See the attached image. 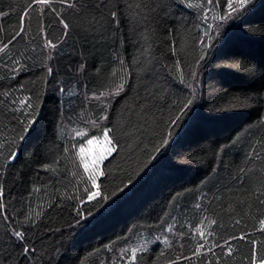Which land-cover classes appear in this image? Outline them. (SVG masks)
Listing matches in <instances>:
<instances>
[{
	"label": "trees",
	"instance_id": "1",
	"mask_svg": "<svg viewBox=\"0 0 264 264\" xmlns=\"http://www.w3.org/2000/svg\"><path fill=\"white\" fill-rule=\"evenodd\" d=\"M227 2L0 0V152L18 154L0 167V264H264V0L215 19ZM105 128L119 144L89 200L79 148Z\"/></svg>",
	"mask_w": 264,
	"mask_h": 264
},
{
	"label": "snow or ice",
	"instance_id": "2",
	"mask_svg": "<svg viewBox=\"0 0 264 264\" xmlns=\"http://www.w3.org/2000/svg\"><path fill=\"white\" fill-rule=\"evenodd\" d=\"M34 3H38L41 5H46V6H50V0H33ZM61 3H67V5L69 7H74L75 3L74 0H60ZM100 2L102 3L103 0H100ZM181 2H184V0H181ZM209 3H212V0H209ZM250 3V0H228L227 2V8L230 10L229 13L226 16H216L215 19L217 20H225V19H231L232 18V13H239L240 10L244 9L246 7L247 4ZM189 7H192L193 5L191 3L188 4ZM111 16L113 18V20L116 23H119V21L116 19L117 14L116 12H112ZM61 23H64L63 21H61ZM68 24L64 23V28L68 29ZM23 31V29H21V32ZM19 34V33H18ZM204 36L208 37L209 39H211V35H210V28L209 29H205L204 31ZM200 43L203 46H207L206 41H200ZM52 47L55 48L56 45L52 44L51 41H48L46 43V47ZM6 47V46H5ZM0 51H3V49H0ZM171 52L172 55L175 56L176 55V48L175 45L173 43V46L171 47ZM204 59V55L202 54L199 58V60L197 61V64H199L200 60ZM121 63H123V61H121ZM174 67H176L177 69H180V61L177 60L175 62ZM49 73H51V69H49ZM189 75L192 78H195L196 76V72L195 70L191 71L189 73ZM179 79L181 83H186L185 81V75L182 69H180L179 72ZM120 91H123V83L119 86L118 91L116 92V94L118 95ZM101 96L105 95V93H101ZM98 98V97H97ZM27 99V98H26ZM192 100L188 99L182 109L181 112H183L184 110H186L191 104H192ZM28 108H31L32 105L28 104L27 105ZM28 116V119L26 121L21 122L23 124V128H22V132L23 133H27L31 128L33 123L35 122V117L32 113H27L26 114ZM101 119H107V116H102ZM176 119H179V117H176ZM173 123L175 121H172ZM96 122L93 121V124H95ZM113 132V129L110 128H105L103 130V141L107 144V145H111V147H108L105 149V152L102 153L101 155H99L98 157H94L91 160V163L84 158V154H85V148L81 147L79 148V155H80V164L82 165L84 172L88 174V180L91 181L92 187L96 189V191H91L89 189H85L86 192H88V199L89 200H95V198L100 194L99 193V186L97 185V181L100 179L101 176H103L105 173L101 170L100 165L103 163V161L107 158L108 155H111L114 151H117V145L119 144V141L115 139L114 136L111 135V133ZM77 136L81 135V133H76ZM16 139L23 141L25 139L24 135H19ZM15 142V140L13 141ZM97 143L96 139H88L87 140V145L92 146L94 144ZM164 143H167V141L165 140ZM3 145H0V148H2ZM90 150V149H89ZM67 151V149L65 150ZM0 157H3L5 164L3 166L0 167H6L7 165L11 164V162L18 158V154L16 151H11L9 153L8 156H3V153L0 152ZM51 165H44L43 169L45 171L50 170ZM38 190V189H37ZM0 195H2V189H0ZM197 208L200 207L199 204L196 205ZM39 215V213H37V216ZM32 214H29L28 219H31ZM33 223H35V221L33 220ZM211 223H215V221H212ZM175 228V225H169L168 226V231H173V229ZM12 236H14L16 238L17 241L19 242H25V233L23 231H18V230H13V232L11 233ZM201 235H203V233H201ZM165 244H168V240L167 238H165L164 240ZM200 248H203V245H200ZM34 251V249H29L26 246L23 247V253L25 255V257H27V255L29 254V252ZM137 251L138 249L133 248L131 250V256H130V260L131 261H135L137 258ZM262 262H264V258H261Z\"/></svg>",
	"mask_w": 264,
	"mask_h": 264
},
{
	"label": "rangeland",
	"instance_id": "3",
	"mask_svg": "<svg viewBox=\"0 0 264 264\" xmlns=\"http://www.w3.org/2000/svg\"><path fill=\"white\" fill-rule=\"evenodd\" d=\"M98 125L95 123L93 124V121L90 122V125H86V126H81L80 129H77L75 131V133H81V135H79L78 137L80 138H84V136L90 132H92L95 128H97ZM76 135V134H75ZM77 136V135H76ZM90 139H96L97 140V143L92 145V146H89L87 145V140L85 142L82 143V145L80 146L85 148V154H84V158L87 159L90 163H91V160L94 158V157H98L99 155H101L102 153L105 152V149L108 148V147H111V145H107L104 141H103V133L99 136H95V137H92ZM90 149V150H89ZM80 156V155H79ZM109 156V155H108ZM100 168H101V165H100ZM170 234L171 232L169 231L168 235L165 237L167 239L170 238ZM143 246H146V244H143ZM139 247V246H138ZM138 247L136 245L133 244H129L127 245L126 247L124 248H121L120 250V254H123V255H126L127 252H130L131 253V250L133 248H136L138 249ZM142 247V246H141ZM140 248V247H139ZM139 251V250H138ZM137 251V252H138ZM131 256V255H130Z\"/></svg>",
	"mask_w": 264,
	"mask_h": 264
}]
</instances>
